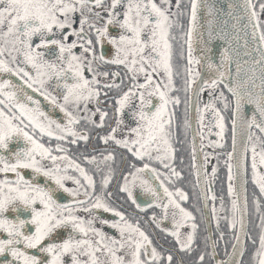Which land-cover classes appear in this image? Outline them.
<instances>
[{"label":"snow or ice","instance_id":"obj_1","mask_svg":"<svg viewBox=\"0 0 264 264\" xmlns=\"http://www.w3.org/2000/svg\"><path fill=\"white\" fill-rule=\"evenodd\" d=\"M180 4L181 0H175L174 7L171 0H160L159 4L154 0H0V173L4 174L0 178V234L6 237L0 238V257H8L0 259V264H173L172 250L157 245L140 227L139 217L133 223L125 211L110 203L114 197L124 199L121 194H126L134 206L128 210L130 215L149 208L133 193L137 183L142 192L151 196V204L162 209L159 217L151 213L152 223L175 237L181 251L192 253L199 225L194 213L174 199L175 193L180 201H186L188 194L178 187L170 191L165 186V180L182 175L172 163L171 143L177 119L171 106L181 103L180 92L185 94L182 130L186 134L190 127L188 113L195 97L201 141L205 112L211 111L215 120L218 139L209 141L213 148L225 146L221 108L231 110V151H204L203 162L197 166L195 146L192 149V168L197 177L193 187L200 188L198 197L194 194L192 199H202L204 209L208 208L209 198L213 202L217 199L211 187L204 188L205 183H211L204 170L208 157L214 155L219 161L223 155L227 166L230 207L225 208L221 196L219 208L212 205L211 218L217 231L220 221H226L234 239L232 250L216 264H264V21L260 19L264 0H260L258 9L254 0H240L239 4L230 0L226 13L205 0L207 28L199 32V56L193 55V40L201 4L190 0V12L180 9ZM217 12L231 18L236 33L241 21L245 36L251 30L252 42H245V55L250 59L243 62V79L239 53L232 47L231 37L226 30L214 27ZM185 15L186 29L179 19ZM77 22L78 26H74ZM173 28L177 31L173 32ZM217 38L225 45L219 50V63H213L210 44ZM176 40L181 59L187 45V64L174 71L172 41ZM105 43L111 45L107 52L101 50ZM234 59L236 73L232 74L228 69ZM197 64L212 75L202 79L195 68ZM109 66H123L124 76ZM174 76L181 84L174 83ZM206 89L205 102L202 94ZM102 92L106 104L100 99ZM246 104L253 109L248 116ZM109 107L112 117L108 116ZM52 110L62 116L58 119L51 115ZM97 114L98 120L94 118ZM106 121L104 134L93 135L95 129H104ZM238 126L246 134L242 145L237 141ZM45 137L47 143L43 142ZM90 139L105 145L111 142L124 150L118 173L113 167L116 149L106 147L99 153L88 146ZM14 140H22L23 147L10 150ZM71 146L84 150L74 158L69 155ZM200 148L203 151V143ZM155 162L170 171L161 172L153 166ZM85 165L95 166L98 189L97 180ZM249 169L251 181L259 190L251 201L254 213L259 214L255 225L258 238L248 231L245 185ZM23 170H31V174L26 176ZM8 173L14 175L9 177ZM216 174L217 164H213V179ZM146 176L158 181L159 187ZM114 177L116 192L109 190ZM235 178L239 187L234 193ZM66 181L73 186H66ZM61 190L70 198L61 195ZM169 206L171 227L161 223L168 218ZM21 209L24 214H17ZM98 210L113 214L115 219L98 216ZM9 211L15 215H7ZM196 211L200 208L196 207ZM220 211H225V216H219ZM97 218L116 235L96 227ZM201 218L208 223L206 212H201ZM185 225L187 230L181 234ZM224 235L219 232V239L223 240ZM212 248L215 255L214 244ZM246 251L249 261H243ZM98 252L107 261L97 256ZM203 261L204 253L199 252L192 264ZM179 264L187 262L180 259Z\"/></svg>","mask_w":264,"mask_h":264},{"label":"flooded vegetation","instance_id":"obj_2","mask_svg":"<svg viewBox=\"0 0 264 264\" xmlns=\"http://www.w3.org/2000/svg\"><path fill=\"white\" fill-rule=\"evenodd\" d=\"M154 2L156 3H160V0H154ZM260 0H254V3L257 6L258 9V5H259ZM172 6H175V0H171ZM187 9L190 12V0H181V4H180V9ZM179 11V9H178ZM78 16V14H76ZM187 16H181L179 17L181 23L184 25V28L186 29L187 27ZM260 19L262 21H264V12H260ZM74 26H78V22L76 25ZM112 31H115V29H110ZM177 30L175 28H173V32H176ZM69 39H71V36L69 37ZM194 42V41H193ZM173 43V66H174V71L180 67V66H186L187 64V45L186 43L184 44V57L183 59H181L180 57V46H179V40L176 41H172ZM111 49V45L105 43L102 47L101 50L107 52ZM76 51H79V48L76 49ZM193 55L197 56V52L194 48L193 45ZM103 67V66H102ZM112 69H114L115 71L120 73V77L124 76L125 73V69L123 68V66H109ZM195 68L197 71L200 72V64L195 65ZM163 74V73H161ZM86 75H89L86 72ZM11 79L15 80L16 82H19L18 79L16 77H11ZM98 79L104 80V77H98ZM119 80V77L117 78ZM130 82V81H128ZM174 83L177 84H181V81L176 78L174 76ZM223 86L221 85V88ZM226 92V90H225ZM173 95H175L176 93L173 92ZM109 95H111V93H109ZM180 95V100L181 103L178 106H171L173 108V110L176 113V125H175V132L174 135L172 137V146L174 149V153H173V161L172 163L175 166V169L179 172L182 173L181 177H173L170 179L165 180V186L169 188L170 191L174 190L175 188H180L183 192H186L188 194L189 199L186 201H180L179 200V195L174 193V199H177L178 202H180L182 204V206L188 208L189 210H191L195 217H196V223L199 225L198 230H197V234H196V239L194 241L193 244V248L194 251L192 253H188L186 251H181L178 247V245L175 243V237L169 236L163 232L160 231V229L156 228V225L154 223H152L151 221V213L152 212H156L157 216L159 217L162 214V209L156 207L155 205L151 204V196L147 193H144L141 191L139 184L137 183V185L133 188V193L134 195L138 198V200L140 201H145L147 202L150 207L149 208H145L143 211H139L136 210L135 216L130 215L128 210L131 208H134V206L131 204L130 201H128L126 199V194H121L123 195L125 198L124 199H116L115 197L110 201V203H112L114 206H116L117 208H119L121 211H125L126 216L129 220H131V222L136 223L137 217L140 218L139 223H140V227L142 229H144L146 231L147 234H149L150 238L154 239V242L157 245H160L162 247H166L168 249H171L173 252V264H179V260L183 259L187 262V264H192V261L195 260L197 254L199 252H203L204 253V261L203 264H216V261L219 260H224L226 258V255L228 252H230L232 250V244H231V239H234V235L230 234L228 228H227V224L226 221H224L223 219L220 221L219 224V231H217V226L216 223L212 221L211 218V208L213 203H215L217 205V207L219 208L220 205V198L221 196L223 197V201H224V205L225 208H229L230 207V198L227 195V184H228V180H227V166L224 163L225 157L223 155H221L219 157V161L217 159L216 156H210L208 157V164L204 166V170H206L209 173V181L211 182L209 183H205L204 184V188L207 189L209 187H211L212 189V193L217 197L216 201L213 202L211 200V198L208 199L207 204H208V208L204 209L203 207V200L202 199H197L195 202L193 201L192 197L194 194L197 195L200 192V188H194L193 185L196 183L197 177L194 174V170L192 168V164H193V146H195L196 148V141L198 142V146H199V150H200V155H201V161L198 160L197 158V149L195 152V156H196V164L197 166H199L200 164H202L203 159H204V155L203 152L207 151V152H219V153H224L226 151H231V137H232V124H231V110L230 109H223L221 108V112L222 115L225 117V131H224V137H223V142H224V147L220 148H213L210 144L209 141H215L218 139V137L216 136V132L218 131L216 125H215V120L212 117V113L211 111H206L205 112V119H204V129H203V134H204V140L201 141V136H200V127H199V123H198V119H197V112H196V104H195V129H192L191 126V115L190 112L188 113L189 116V125L190 127L187 130V133L185 134L184 131L181 128V123H182V118L183 115L185 113V94L183 92L179 93ZM226 95H228L230 97V93L226 92ZM37 98L41 100L42 102V107H45V110H48L47 108V104L46 102L43 101L42 97H39L37 95ZM100 99L103 101L104 104L107 103V101L103 100V92L101 93V97ZM208 99V95H207V89L205 90V92L202 94V100L203 101H207ZM156 98L153 97V101L155 102ZM218 107H220L219 103L217 104ZM89 107H93L91 104H89ZM108 111V116L112 117L113 116V112L112 109L109 107L107 109ZM51 115L56 116L58 119L62 116V114L59 113L58 110H52L50 112ZM124 117L125 120H127V109L125 110L124 113ZM95 119L98 120V114L96 117H94ZM63 122V121H61ZM114 123V121H113ZM107 124L108 121L105 122V126L104 129H95V131L93 132V135L95 134V132H100L101 134H104V131L107 130ZM209 127H211V131H209ZM257 134L259 135V131L256 129ZM121 133L118 131L117 135H120ZM195 134V139L193 137V135ZM43 142L47 143V138H43ZM23 141H12L10 142V150H15V148L17 146L23 147ZM52 143H55V140L52 141ZM201 143L204 144V149L203 151L200 148ZM81 145L84 144V142H80ZM88 146L94 147L97 149V152L99 153H103L104 149L106 147H110V148H114L116 149L115 152V157H116V162L113 164V167L116 169L117 173L119 172V168H120V157L121 154L123 153V149H118L117 146H115L114 144H111V142H109L108 145H105L103 142L99 141L98 139H90L88 141ZM84 148H77L76 146H71L70 148V152L69 155H72L74 158H76L77 153H79L80 151H83ZM89 154H93L91 151H89ZM5 155H7V152H5ZM129 159H131V157L129 156ZM82 162V161H80ZM213 164H217V174L216 177L213 179L212 175H211V166ZM93 174L94 178L97 180V189L99 187V176L96 175L94 168V165H85ZM155 167L159 168V170L161 172H168L170 171V169H164L159 165V162H155L154 165ZM25 175L28 176L31 174V170H23ZM70 172L72 170H69ZM72 174H75L74 172ZM4 174L0 173V178L3 177ZM9 177L13 176L14 174L12 173H8ZM247 196H248V202H249V212H248V231L252 233V235L254 237L258 238V232L259 229L257 227H255L256 224L259 223V214L258 213H254V209H253V205L251 203L252 201V196L255 193L257 196L259 195V190L258 188H256V186L252 183L251 181V173H250V169L247 173ZM145 178L148 179H152V183L154 185L157 186V188L159 187V182L156 181L154 178H150L148 176H146ZM40 182H43V178H39ZM122 180V177L120 178ZM66 186L68 187H72V182L71 181H66ZM233 187H234V193L236 191V183H235V179L233 180ZM109 190L116 192L117 191V183H116V178L114 177L113 180L110 182L109 185ZM161 192V196H163V191L160 190ZM61 195H63L64 197H68L67 193H63L61 190ZM70 198V197H68ZM166 199V198H165ZM232 199H235V194L232 197ZM262 200H264V198H262ZM64 202V201H61ZM195 205V206H194ZM196 207L200 208V211H196ZM262 210H264V204H262ZM171 212H172V208L171 206H169L168 209V218L164 221H161V223L165 226L171 227V220H172V216H171ZM201 212H206L207 217H208V223L206 224L202 218H201ZM17 214H24L23 210L21 209L19 211V213ZM226 212L225 211H220L218 212V215L223 217L225 216ZM7 215H15L14 213H11V211H9V213H7ZM98 216H103L109 219H115L114 215L111 213H105L103 210H98ZM145 221H147V223H145ZM95 226L96 227H102L103 230L105 232H108L110 234L116 235V232L114 229L109 228L107 225H101L99 223V218L96 219L95 222ZM187 230V226L185 225L184 227L181 228V234H183L185 231ZM219 232H224V238L223 240L219 239ZM0 238H6L5 236H3V234H0ZM215 245V255H212L213 252V248L212 245ZM249 248H251V245H249ZM159 250V248H158ZM165 255H167V253H164ZM97 256H99L101 259L107 261V257L104 256L102 253H97ZM7 254H5L3 257H0V259H7ZM82 259H87V257H82ZM250 260V255L249 252L246 251L243 257V261H249ZM199 264V262H198Z\"/></svg>","mask_w":264,"mask_h":264},{"label":"water","instance_id":"obj_3","mask_svg":"<svg viewBox=\"0 0 264 264\" xmlns=\"http://www.w3.org/2000/svg\"><path fill=\"white\" fill-rule=\"evenodd\" d=\"M230 0H207V3L213 4L215 6H218L220 9H222L225 13L228 11V3ZM232 3L239 4L240 0H231ZM199 3L201 4L200 9L198 10V23H197V35L194 37V48L197 52V56H199L201 52L200 44H199V32L202 30H205L207 28V17H206V10L203 7V4L205 3V0H199ZM227 19V23H225V20ZM214 27L221 29V30H226L227 34L229 37H231L232 40V47L235 49L236 52L239 53V61L241 64V72H240V78L243 79L246 73V66L244 65V61L249 60L250 57L248 55H245V52L247 51L245 47V42L248 41V43L251 44L252 38H251V30L248 31V35L245 36V29L243 28V21H241L240 25V31L236 33L233 28H232V21L230 17H225L221 15L219 12L216 13V21L214 23ZM205 36H206V31H205ZM225 45V41H222L220 39H214L211 41L210 47H211V53L210 55L212 56L213 63H219V50L221 47ZM229 72L232 74L236 73V59L233 60L231 65L229 66L228 69ZM200 74L201 78H209L212 73L210 70H208L206 67H201L200 65ZM229 79L231 77L229 76ZM195 97H193V102L190 110V115H191V126L192 129H195ZM252 106L251 105H245V116L251 115L252 113ZM258 130V129H257ZM259 131V130H258ZM195 139V135H193ZM246 139V134L244 131H242L241 126H238L237 130V141L238 145H242L244 140ZM198 142L196 141V149H197V158L199 161H201V155H200V150L199 146L197 145ZM235 183H236V191L238 190L239 187V181L238 178H235ZM246 189H247V183H246ZM247 221H248V216H247Z\"/></svg>","mask_w":264,"mask_h":264}]
</instances>
